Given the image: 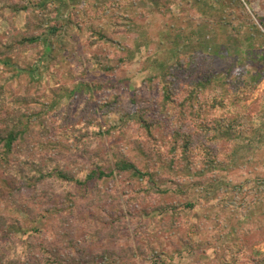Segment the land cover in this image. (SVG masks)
Wrapping results in <instances>:
<instances>
[{"label": "trees", "instance_id": "1", "mask_svg": "<svg viewBox=\"0 0 264 264\" xmlns=\"http://www.w3.org/2000/svg\"><path fill=\"white\" fill-rule=\"evenodd\" d=\"M24 1L0 0V18L12 29L0 38V56L32 52L31 62L23 59V68L14 69L29 92L39 84L33 62L53 52L42 41L62 30L59 14L69 3L50 4L52 20L43 28ZM207 1L208 24L229 27H235L229 16L241 19L244 2H250ZM48 2L53 0L33 4ZM19 12L26 15L22 30L14 24ZM183 36L184 43L192 42V35ZM103 38L91 31L85 52ZM232 43L243 46L240 55L221 43L216 54L193 52L146 64L143 86L149 94L134 89L128 106H121L122 92L130 88L119 78L117 87L109 85L115 96L103 94L94 110L80 114L79 125L66 119V107L49 114L51 96L42 102L28 94L6 98L0 84V264H180L192 256L204 258L191 264H255L253 246L264 241V104L247 100L264 81V32L251 21ZM95 57L98 71L111 73L130 59L126 51ZM91 86L79 81L68 95L84 91L92 98ZM98 111L102 117L119 113L118 125L103 126ZM51 130L65 139L69 160L59 161V151L45 143ZM115 133L126 141L104 147V138ZM245 172L249 176L243 178ZM225 194V204L238 200L229 214ZM199 198L219 200L213 216L208 209L197 215L194 238L187 224ZM241 215L246 220L240 223ZM144 218L151 239L140 236L136 225L139 241L123 243L119 233L127 221ZM208 220L218 226L203 233L200 225L207 228ZM22 228L30 231L20 236Z\"/></svg>", "mask_w": 264, "mask_h": 264}, {"label": "rangeland", "instance_id": "2", "mask_svg": "<svg viewBox=\"0 0 264 264\" xmlns=\"http://www.w3.org/2000/svg\"><path fill=\"white\" fill-rule=\"evenodd\" d=\"M34 1L37 0H26L24 2L28 5L29 11H32L30 14L36 16L32 18L38 19L44 28L52 20L53 13L50 9V4H56L57 2L53 0V2H48L46 6L35 8ZM63 1L68 2L69 7L59 14L60 19L63 21L62 30L57 36L48 35L42 41L44 45L49 44L50 48H52V55L44 54L39 60L33 62V65L38 64L39 84L37 87L31 88L29 92H25V80L18 81L14 75V69L18 70L23 68V59H27L28 62L32 61V52L27 51H23L19 58L9 56L5 59L0 56V84H3L8 90L6 98L21 95L26 96L28 94L34 96L37 101L42 102L51 96L52 101L46 106L49 114L66 107V119H75L78 125L81 121L80 114L83 113L85 115V112L88 110H94L103 94L111 98L115 96V88H111L109 85L116 84L117 87L119 78L126 79V85L130 88L122 92L124 100L121 106H128L134 89H139L143 95H148L149 91L143 86V80L149 74L148 69L145 70L146 64L174 61L176 55L183 56L193 52L216 54L215 51L219 50L221 43L226 46V49L228 48L230 54L232 53L234 56H238L243 46L236 44L234 46L232 43L237 31L241 32L243 27L252 21L264 32V26L261 20H259V18L264 19V0H249V3L244 2L246 13L241 19H236L237 14L236 16L233 14L230 15L228 19L234 23L235 27L220 26L215 23L209 25L208 23L211 21L207 17L209 12L212 11V7L207 0ZM25 16V12L16 14L14 24L17 30L24 28ZM214 18L216 19L217 16H213ZM93 30L104 34V38L98 42L96 48L89 49L91 53H88L85 52L84 43L87 41H84V39L88 35L90 36V32ZM11 31L12 29L9 27L7 21L1 17L0 38H5ZM185 33L192 35L193 40L189 44L183 41V35ZM196 37L198 38L197 40ZM125 51L128 53L130 59L126 60L114 73L100 72L96 68V54L99 55L101 52H107L112 57L114 55H120ZM57 58H59V61H55ZM217 60H222V58L219 57ZM157 71L156 69L155 72ZM79 81L95 84V86H91L92 98H89V95L84 91L81 94L68 95L71 87ZM101 83L108 87H104L102 90L99 89L97 86ZM257 100L264 104L263 80L251 94L247 102L252 103ZM39 106L41 107V105ZM118 116L119 113H111L108 116L102 117L101 112H97V117L103 126L106 123L117 126ZM50 134L51 137L45 143L53 151H59L56 156L59 161L69 160L71 153L69 154L63 146V143L65 144L63 136L59 132L54 133L53 130H51ZM125 141V135L115 133L112 138L105 137L101 144L104 147H109L115 143L123 144ZM240 173L241 171L234 172L233 178ZM247 176H249L247 172L243 173V178ZM221 185L223 186L222 182ZM204 194L207 196V192H204ZM260 196L264 201V191ZM223 197L225 198L222 202L225 204L228 195L225 194ZM219 199H213L212 201H207L203 198L198 199V204L191 211L189 224H187L189 225V234L192 237L197 238L196 228L193 225L195 222L198 224L197 215H201L202 212L208 209V212L211 211L210 214L213 216V210L216 207H213V210H211L212 206ZM222 202L220 201V203ZM237 202L238 200L232 203H226L225 205L227 207L225 205L223 206L226 210L225 213L229 214L230 210L235 209ZM240 218V223L242 220L243 222L246 220L242 215ZM208 221L207 228L200 225L203 233L206 232V229L213 231L218 226L217 221L212 220L211 223ZM22 222L26 224V220H22ZM144 222L145 218L139 220L138 224H136V221L134 222L132 219H129L127 221V228L121 229L119 233L123 239V243L135 245L139 241L138 235H135L133 230L136 225H138L137 231L141 232L140 236L142 235L145 238L150 237L151 239L154 233L150 236L146 234H148L147 230L148 232L152 231V227H144ZM26 229L22 228L18 231L20 236H24L30 231L28 228ZM142 229L146 233L142 232ZM127 234L129 238H125ZM153 241L154 239L149 242ZM96 243H98V240H96ZM253 252L258 259L255 264H264V241L255 244L253 246ZM203 258V256H192L186 259L187 262L185 259L183 261L181 260L180 264H191L190 261L193 259L195 263H198Z\"/></svg>", "mask_w": 264, "mask_h": 264}]
</instances>
